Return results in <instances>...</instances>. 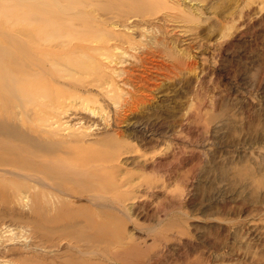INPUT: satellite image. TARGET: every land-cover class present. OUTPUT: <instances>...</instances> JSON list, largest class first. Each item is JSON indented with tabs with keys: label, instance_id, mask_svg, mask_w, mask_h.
I'll return each instance as SVG.
<instances>
[{
	"label": "rangeland",
	"instance_id": "1",
	"mask_svg": "<svg viewBox=\"0 0 264 264\" xmlns=\"http://www.w3.org/2000/svg\"><path fill=\"white\" fill-rule=\"evenodd\" d=\"M66 1L0 0L64 27L32 45L0 11L6 96L47 89L0 142L50 177L0 172V264H264V0Z\"/></svg>",
	"mask_w": 264,
	"mask_h": 264
},
{
	"label": "bare ground",
	"instance_id": "2",
	"mask_svg": "<svg viewBox=\"0 0 264 264\" xmlns=\"http://www.w3.org/2000/svg\"><path fill=\"white\" fill-rule=\"evenodd\" d=\"M57 1V0H56ZM70 1V0H69ZM74 1V0H73ZM77 1V0H76ZM31 2V1H30ZM68 2V0L66 1V3ZM72 2V0L70 1ZM141 6H136V5H133L131 6L133 8V10H138L140 9V7L143 9L142 11H146V13H153L157 8H159L161 6V3L160 2H155V1H149V0H142L141 1ZM75 3V1H74ZM72 3V5L74 4ZM29 4V3H28ZM31 4V3H30ZM41 5V4H40ZM70 5V4H69ZM35 5H33L34 7ZM42 6V5H41ZM44 6V5H43ZM54 6H56L54 4ZM21 7H25V9H28L30 7H27V4L26 6H21ZM27 7V8H26ZM30 8V9H33ZM49 7V6H48ZM52 7V6H51ZM137 7V8H136ZM47 8V7H46ZM57 8V7H56ZM16 9V7H15ZM6 10V7L5 5H1L0 4V11L1 13L3 14H6L7 15V18L9 19L10 18V21L11 23L13 22L12 20L14 21H18L17 23L20 22V19L23 18L22 15H24V18L26 16V14H23L22 11L19 10ZM36 9V8H35ZM52 9V8H51ZM50 9V10H51ZM55 9V8H53ZM37 10V9H36ZM41 10V9H40ZM38 9V11H40ZM29 12V10H27ZM35 11V10H34ZM42 11V10H41ZM58 11V10H57ZM26 12V11H25ZM32 12V11H31ZM44 12V11H43ZM53 12V10H52ZM37 13V12H36ZM36 13H31L32 16L31 17H27L25 18L26 22H27V26H25L24 30L23 31L24 33H28L26 35L29 36L30 38V43L29 44H32V45H35L37 43H41L40 42V39L44 40H51L53 39L54 41L60 37L64 27L61 26V19H55L57 17H55V15L57 14H50L49 12H47V14L49 13V15H51L50 18L48 19H41V17L38 15H36ZM54 13V12H53ZM34 14V15H33ZM46 14V15H47ZM138 15V14H136ZM42 16V15H41ZM59 17V16H58ZM2 18V17H1ZM23 18V19H24ZM47 18V17H46ZM3 19H5L6 21V18L3 17ZM12 19V20H11ZM9 21V20H7ZM6 21V22H7ZM10 21L8 23H10ZM5 23V22H4ZM14 23V22H13ZM12 23V24H13ZM17 23H14V24H17ZM25 23V22H24ZM23 23V24H24ZM6 24V23H5ZM20 25L22 23H19ZM3 25V24H2ZM16 26V25H15ZM14 26V28H15ZM65 26V25H64ZM20 27V26H19ZM18 27V28H19ZM66 27V26H65ZM1 28V27H0ZM13 28V29H14ZM70 28V27H69ZM5 29V28H4ZM7 29V28H6ZM71 29V28H70ZM17 31V30H16ZM92 32V31H91ZM89 32V33H91ZM17 33V32H16ZM18 33H19V30H18ZM17 33V34H18ZM22 33V32H20ZM88 33V32H86ZM86 33H81V32H77L76 35L74 36L73 35V40L75 39H79L80 38V35H82V37H87L85 34ZM93 33V32H92ZM1 34V33H0ZM30 34V35H29ZM94 34V33H93ZM92 34V37L94 36ZM96 34V33H95ZM100 34V33H99ZM10 35V34H8ZM20 35V34H19ZM63 35V34H62ZM7 36V35H6ZM23 36V35H21ZM40 37V38H39ZM91 37V35H90ZM1 38V37H0ZM4 38V37H3ZM94 38V37H93ZM82 39V38H80ZM90 39V38H89ZM97 40V37L95 38ZM13 40V39H12ZM56 40V41H57ZM53 41V42H54ZM16 42V41H15ZM14 42V43H15ZM46 42V41H45ZM100 42V41H99ZM5 43V42H4ZM31 45V46H32ZM39 46V44H38ZM37 46V47H38ZM21 48V47H20ZM36 48V47H35ZM27 52V50H26ZM35 53V52H34ZM4 54V53H3ZM41 54L44 55V53L41 51ZM24 55V54H23ZM27 55V54H26ZM5 56V55H4ZM16 56V55H15ZM31 55H29L30 57ZM46 55H44L43 57H45ZM48 56V55H47ZM46 56V57H47ZM55 56V55H54ZM57 56V55H56ZM26 57V56H25ZM43 57L39 56V58L43 59ZM53 57V56H52ZM58 57V56H57ZM28 58V57H27ZM14 59V58H13ZM23 59V58H22ZM32 59V58H31ZM40 59V60H41ZM15 61V60H14ZM17 61V60H16ZM15 61V62H16ZM41 62V61H40ZM6 63V62H5ZM14 62L12 63H8L10 64L9 67L11 68V70L14 69ZM24 63V62H23ZM16 64V63H15ZM26 64V63H25ZM29 64V63H28ZM6 65V64H5ZM22 65V64H21ZM34 65V64H33ZM41 66H43L41 63L39 64ZM27 66V65H26ZM29 66V65H28ZM31 66V65H30ZM29 66V67H30ZM35 66V65H34ZM33 66V67H34ZM32 67V66H31ZM36 67V66H35ZM1 68V67H0ZM15 67V69L13 70V73H15V75L17 74V76H21V74H24V72L26 71L25 69L22 71L21 69L22 68H25V65L24 67H22L21 69ZM28 70V69H27ZM54 72V70H52ZM28 72V71H27ZM30 72V71H29ZM50 72V71H49ZM56 72V71H55ZM2 73V70L0 69V75ZM5 73V72H4ZM9 74V73H8ZM4 75V74H3ZM25 75H27L25 73ZM24 75V76H25ZM40 75V74H39ZM37 76V75H36ZM42 75H40L41 77ZM3 79H4V76H2ZM28 78H21V80H18V77H14V79L10 80V82L12 83V87H10V89L13 91L11 94H10V97L9 96H6L5 94V91H4V88L2 85L3 84V81H2V86H0V135H5L7 137H9L13 142H22V141H25V140H22L23 138L20 137V136H17L15 134H13V132L11 131L12 128L14 126V124L11 121V118L13 117L12 115V111L10 110L11 108L8 107L9 105L12 104V98H19L20 100L23 99V100H26L27 103L26 105H33L34 103L36 102H42L43 100L46 99V91L47 89L46 88H42L41 89H37L38 86H40L39 84V80H32L31 78L29 79V73H28ZM43 78V77H41ZM39 79V78H37ZM2 80V78H1ZM5 82V81H4ZM32 90H36L37 92L35 94H33ZM15 92V93H14ZM17 100V99H16ZM15 101V100H14ZM25 103L23 102H20V105H24V107L26 106ZM19 105V106H20ZM24 109V108H23ZM26 112V110H25ZM29 112V111H28ZM22 113V111H21ZM18 115V114H17ZM23 115V114H22ZM19 116V115H18ZM13 125V126H12ZM8 143V142H6ZM47 151H43L41 149V147H33V146H23V147H14L12 145H9L8 144H4V143H1L0 142V172H4L5 169H8V170H11L9 171V173H13L15 175H20L23 176V177H26V178H33V177H37L39 175H42L43 177H47V178H50L48 175H45L46 173L43 172V170H41V165L42 164V161L43 160H47L48 158V154L46 153ZM53 152V150H52ZM54 154V153H53ZM51 157H53L51 155ZM44 162V161H43ZM41 164V165H40ZM43 167V166H42ZM45 167V165H44ZM43 167V168H44ZM44 173V174H43ZM6 174V173H5ZM45 175V176H44ZM52 177V176H51ZM55 179V178H54ZM49 180V179H48ZM50 181V180H49ZM17 187H19L18 185H16ZM57 187V186H56ZM33 195V193H31ZM40 194V193H39ZM41 198V197H40Z\"/></svg>",
	"mask_w": 264,
	"mask_h": 264
}]
</instances>
